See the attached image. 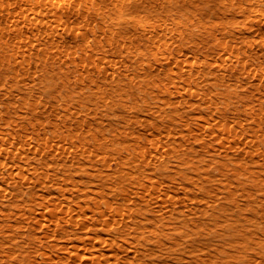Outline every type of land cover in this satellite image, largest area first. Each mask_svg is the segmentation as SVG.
Here are the masks:
<instances>
[{
  "label": "rangeland",
  "instance_id": "1",
  "mask_svg": "<svg viewBox=\"0 0 264 264\" xmlns=\"http://www.w3.org/2000/svg\"><path fill=\"white\" fill-rule=\"evenodd\" d=\"M0 264H264V0H0Z\"/></svg>",
  "mask_w": 264,
  "mask_h": 264
},
{
  "label": "bare ground",
  "instance_id": "2",
  "mask_svg": "<svg viewBox=\"0 0 264 264\" xmlns=\"http://www.w3.org/2000/svg\"><path fill=\"white\" fill-rule=\"evenodd\" d=\"M249 40V39H248ZM254 40V39H253ZM252 40V41H253ZM256 42V41H255ZM256 44H258L257 42H256ZM256 44H254V42H248L246 45H247V47H246V50H249V51H254V49H255V51H256Z\"/></svg>",
  "mask_w": 264,
  "mask_h": 264
}]
</instances>
